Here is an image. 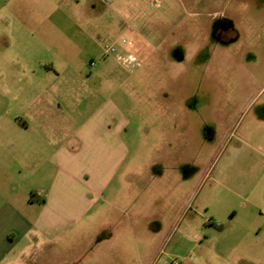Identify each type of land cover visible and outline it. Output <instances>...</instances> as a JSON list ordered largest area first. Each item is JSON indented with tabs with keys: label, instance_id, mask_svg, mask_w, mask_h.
Returning a JSON list of instances; mask_svg holds the SVG:
<instances>
[{
	"label": "rangeland",
	"instance_id": "374dc122",
	"mask_svg": "<svg viewBox=\"0 0 264 264\" xmlns=\"http://www.w3.org/2000/svg\"><path fill=\"white\" fill-rule=\"evenodd\" d=\"M1 79L54 80L60 111L58 99L86 117L110 100L125 123L112 191L127 204L97 207L48 253L264 264V0H0Z\"/></svg>",
	"mask_w": 264,
	"mask_h": 264
},
{
	"label": "crops",
	"instance_id": "0c3cea01",
	"mask_svg": "<svg viewBox=\"0 0 264 264\" xmlns=\"http://www.w3.org/2000/svg\"><path fill=\"white\" fill-rule=\"evenodd\" d=\"M55 97L54 80H0V103L23 102L15 114L0 111V264H69L52 253L64 229L102 204H127V193L116 200L112 191L129 142L110 100L86 117L58 99L60 111Z\"/></svg>",
	"mask_w": 264,
	"mask_h": 264
},
{
	"label": "built area",
	"instance_id": "2783aa9c",
	"mask_svg": "<svg viewBox=\"0 0 264 264\" xmlns=\"http://www.w3.org/2000/svg\"><path fill=\"white\" fill-rule=\"evenodd\" d=\"M122 42H123V43L131 44V41L127 40V38H122ZM106 50H107L108 52H116V51H118V48H117V46H116V43L107 44V45H106ZM128 59H130V60H135V59H136V56H134L133 54H130ZM92 64H94V62H93ZM263 210H264V209H263ZM263 212H264V211H263Z\"/></svg>",
	"mask_w": 264,
	"mask_h": 264
},
{
	"label": "flooded vegetation",
	"instance_id": "af4514ba",
	"mask_svg": "<svg viewBox=\"0 0 264 264\" xmlns=\"http://www.w3.org/2000/svg\"><path fill=\"white\" fill-rule=\"evenodd\" d=\"M226 21H221V28L218 30L220 37H227L229 34H227L229 32V29H223V26H225ZM219 36V35H218Z\"/></svg>",
	"mask_w": 264,
	"mask_h": 264
}]
</instances>
